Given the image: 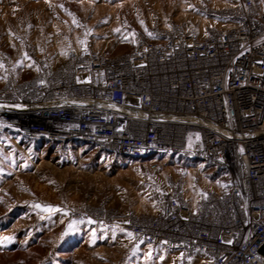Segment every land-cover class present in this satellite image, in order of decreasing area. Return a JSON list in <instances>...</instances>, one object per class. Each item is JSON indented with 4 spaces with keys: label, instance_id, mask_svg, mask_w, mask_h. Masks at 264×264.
<instances>
[{
    "label": "built area",
    "instance_id": "2783aa9c",
    "mask_svg": "<svg viewBox=\"0 0 264 264\" xmlns=\"http://www.w3.org/2000/svg\"><path fill=\"white\" fill-rule=\"evenodd\" d=\"M235 1L202 38L155 25L135 32L122 55L69 50L58 66L39 60L24 80L0 53V136L87 146L151 173L169 154L227 173L224 188L199 194L194 207L169 180L154 192L155 214L74 212L131 233L133 246L178 252L184 264H264L254 254L264 242V9Z\"/></svg>",
    "mask_w": 264,
    "mask_h": 264
},
{
    "label": "rangeland",
    "instance_id": "374dc122",
    "mask_svg": "<svg viewBox=\"0 0 264 264\" xmlns=\"http://www.w3.org/2000/svg\"><path fill=\"white\" fill-rule=\"evenodd\" d=\"M235 2L0 0V53L24 80L39 60L58 66L69 50L122 55L135 32L155 25L179 24L202 38L222 24L218 11ZM255 2L264 8V0ZM3 79L0 67V86ZM104 156L87 146L0 136V264H161L162 254L134 247L125 231L89 223L74 209L152 215L154 192L166 191L169 180L181 183L192 207L199 194L225 186L224 175L185 155H162L153 173L135 160L108 163ZM36 204L59 211L44 212Z\"/></svg>",
    "mask_w": 264,
    "mask_h": 264
},
{
    "label": "crops",
    "instance_id": "0c3cea01",
    "mask_svg": "<svg viewBox=\"0 0 264 264\" xmlns=\"http://www.w3.org/2000/svg\"><path fill=\"white\" fill-rule=\"evenodd\" d=\"M256 5L258 6V8L264 9L263 7H260L257 3H256ZM156 212H157V207H156V211L154 213H156ZM125 236L127 237L128 241H129L128 243L131 244V241H130L128 234L125 233ZM142 246L151 248V247L146 246V245H139L136 247H142ZM152 250L156 251L158 254H162V256H160L161 258L159 259V262H161V264H184V263H182L181 256L178 252H162V251H159L158 249H154V248H152ZM187 264H213V263L204 256H198L194 261L187 263Z\"/></svg>",
    "mask_w": 264,
    "mask_h": 264
},
{
    "label": "snow or ice",
    "instance_id": "6c2138e0",
    "mask_svg": "<svg viewBox=\"0 0 264 264\" xmlns=\"http://www.w3.org/2000/svg\"><path fill=\"white\" fill-rule=\"evenodd\" d=\"M0 67H2V65H0ZM34 207H36L38 209H41L42 211L48 212V213H52V212H55V211H59V209H55L52 206H42L40 204H36V205H34ZM89 223H92V221H89ZM131 235L132 234L129 233V236H131ZM4 239H9V238L8 237H5Z\"/></svg>",
    "mask_w": 264,
    "mask_h": 264
},
{
    "label": "water",
    "instance_id": "95a60500",
    "mask_svg": "<svg viewBox=\"0 0 264 264\" xmlns=\"http://www.w3.org/2000/svg\"><path fill=\"white\" fill-rule=\"evenodd\" d=\"M255 256L264 262V242L263 244L255 251Z\"/></svg>",
    "mask_w": 264,
    "mask_h": 264
},
{
    "label": "trees",
    "instance_id": "16d2710c",
    "mask_svg": "<svg viewBox=\"0 0 264 264\" xmlns=\"http://www.w3.org/2000/svg\"><path fill=\"white\" fill-rule=\"evenodd\" d=\"M221 175H224L225 177H227L228 176V174L227 173H220Z\"/></svg>",
    "mask_w": 264,
    "mask_h": 264
}]
</instances>
